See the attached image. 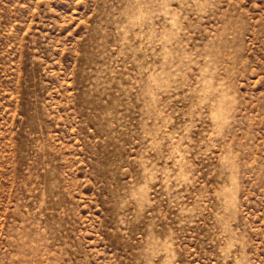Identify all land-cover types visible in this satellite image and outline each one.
<instances>
[{
    "label": "rangeland",
    "instance_id": "obj_1",
    "mask_svg": "<svg viewBox=\"0 0 264 264\" xmlns=\"http://www.w3.org/2000/svg\"><path fill=\"white\" fill-rule=\"evenodd\" d=\"M0 264H264V0H0Z\"/></svg>",
    "mask_w": 264,
    "mask_h": 264
}]
</instances>
